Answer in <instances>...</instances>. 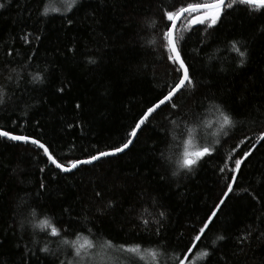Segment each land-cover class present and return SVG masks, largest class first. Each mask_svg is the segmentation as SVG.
Here are the masks:
<instances>
[{
	"label": "trees",
	"instance_id": "1",
	"mask_svg": "<svg viewBox=\"0 0 264 264\" xmlns=\"http://www.w3.org/2000/svg\"><path fill=\"white\" fill-rule=\"evenodd\" d=\"M190 2L81 0L67 11L57 0H0L5 5L0 8V89L5 94L0 128L38 139L63 163L121 145L141 114L180 75L161 41L167 23L163 11ZM49 3L60 12L50 9L42 16ZM229 12L207 31L204 25L191 31L186 22L179 25L195 89L180 98L178 113L154 114L124 153L61 173L36 146L0 139V264H67L72 259L70 247L33 228L32 210L39 219L48 216L67 228L63 238L69 241L80 233L140 243L163 253L159 264H178L174 257L195 242L222 198L232 161L249 150L234 192L220 206L206 238L195 242L212 255L198 258L194 249L190 260L264 264V141L256 142L264 132V13L243 6ZM232 41L247 51L242 66L230 50ZM34 75L43 83L34 82ZM213 105L237 120L228 137L216 134ZM193 121L196 142L210 146L214 155L189 173L175 163L182 151L176 145ZM141 217L149 220L147 227ZM44 247L55 255L41 251ZM139 264H152L151 258Z\"/></svg>",
	"mask_w": 264,
	"mask_h": 264
},
{
	"label": "snow or ice",
	"instance_id": "2",
	"mask_svg": "<svg viewBox=\"0 0 264 264\" xmlns=\"http://www.w3.org/2000/svg\"><path fill=\"white\" fill-rule=\"evenodd\" d=\"M57 2L60 5L65 6L67 11H71L73 7L81 3V0H57ZM237 6H243L248 11L264 13V0H194V2L175 7L171 10L165 9L163 11V18L167 23L161 34V41L163 42V47L168 53L167 59L171 61L173 65L178 66L174 70L178 71L180 75L172 85L168 86L167 91L161 95V98L141 114L131 131L128 133L129 139L121 145L106 151H99L96 154H92L87 159H77L63 163L58 162L57 158H55L49 151V148L38 139L13 134L2 128H0V139L12 142H22L24 144L31 143L37 148L42 149L44 155L47 157L46 162H50V164L61 173H72L73 170L78 169L81 165H91L102 158L113 157L120 153H124L125 150L133 144L132 138H137L138 133L142 134L144 130H147L146 126L151 124V119H155L156 115L166 110H172L178 113L180 110V98L187 95L190 90L195 89L194 77L190 74V67L186 64L185 58L182 56V42L184 41V36L177 35V22H186L187 30L189 31L192 30V26L194 25H204V30L207 31V29L215 28L221 18L225 16L226 13L230 14L229 10H234ZM4 7L5 5L0 3V8ZM50 9L52 12H60L59 7L49 3L43 8L41 15L47 17ZM154 24L155 22L150 26H154ZM197 31H199V29H197ZM38 38L39 37H37V39ZM151 43L154 45L156 42L153 40ZM238 44V41H232L230 44V50L237 54L240 58L239 64L242 66L245 62L247 51L241 50V47H239ZM10 54L11 53H9V55ZM89 62L93 64L96 63L95 60H90ZM32 79L34 82L43 83V77L40 75H34ZM60 91H63V89H60ZM4 95L3 90L0 89V105L4 103ZM76 107L79 108L80 106L76 105ZM213 107L215 108L216 113H218V118L214 121V123L219 125L216 134L228 137L230 132L236 129L237 120L222 106L213 105ZM170 122L172 124L176 123L175 120H171ZM207 126L211 127L212 122ZM197 133L198 127L196 126V122L193 121V125L187 128L186 137L182 134L179 143L176 145V147L182 148V151L175 161L178 169L181 171L191 173L199 166L200 161L204 160L206 157L211 158L214 155V150L210 146L206 144L200 145L196 142L195 138ZM172 138L173 140L177 139L175 135ZM248 139L252 138L249 137ZM262 141H264V132H260L256 137L257 143ZM216 143L219 144V140H217ZM251 155L252 150H249L244 152L241 158H236L232 161L233 167L229 169L232 175L228 179L226 190L218 204L198 229V233L194 237L195 242H200L202 237L206 238V231H210V225H213L214 218L220 211V206L225 204V200L228 198L229 194L234 192V186H237L238 176L242 175L241 166ZM165 158L169 160L171 159L170 156ZM43 171L44 169L42 168L41 172ZM221 171H223V169H221ZM178 174V171L173 172V175ZM40 188L43 190L45 185L41 183ZM96 195L99 196L100 193L97 192ZM107 206L109 208L113 207L112 202H109ZM100 214L103 215L104 213L101 212ZM30 216L32 218L31 223L34 229H39L47 235L58 238L63 245L72 249V259L68 260L67 264H139L140 261H145L146 257L151 258L152 264H159V257L163 254L155 248L145 249L140 243H114L111 239L97 236L96 234L84 236L77 233L76 239L74 241H69L68 239L63 238L64 233H66L68 229L64 228L63 225L57 227L56 224L53 223L51 217L44 216V218L39 219L35 210L30 212ZM159 216L163 217L164 213L160 212ZM139 220L142 226L147 227L149 225V220L142 217L139 218ZM155 223L159 225L161 221L156 220ZM21 224L23 225V221ZM89 232L91 233V229H89ZM155 234L159 235V228L156 229ZM217 239L222 241L225 238L219 236ZM195 242L185 250L184 254L174 257V260L177 261L178 264H195L194 261L190 260V257L194 255V249L199 252L198 258L206 259L212 255V253L207 250L201 252L197 248ZM41 251L50 255H55L54 252H50L48 247H44ZM60 264H65V261L60 260ZM209 264H211L210 261Z\"/></svg>",
	"mask_w": 264,
	"mask_h": 264
},
{
	"label": "water",
	"instance_id": "3",
	"mask_svg": "<svg viewBox=\"0 0 264 264\" xmlns=\"http://www.w3.org/2000/svg\"><path fill=\"white\" fill-rule=\"evenodd\" d=\"M179 23H180V21L177 22V26H178ZM132 139H133V142H134V140H135L136 138H132ZM19 143H22V142H19ZM28 144H31V143H28ZM130 146H131V145H130ZM130 146H129V148H130ZM129 148H128V149H129ZM128 149H126V150H128ZM41 150H42V149H41ZM126 150H125V151H126ZM42 151H43V150H42ZM120 154H121V153H120ZM102 159H103V158H102ZM96 162H98V161H95L94 163H96ZM94 163H93V164H94ZM91 165H92V164H91ZM79 167H80V166H79ZM75 170H76V169H75ZM75 170H73V171H75Z\"/></svg>",
	"mask_w": 264,
	"mask_h": 264
},
{
	"label": "rangeland",
	"instance_id": "4",
	"mask_svg": "<svg viewBox=\"0 0 264 264\" xmlns=\"http://www.w3.org/2000/svg\"><path fill=\"white\" fill-rule=\"evenodd\" d=\"M183 21H180V23L178 24L177 28L179 27V25L182 23Z\"/></svg>",
	"mask_w": 264,
	"mask_h": 264
}]
</instances>
